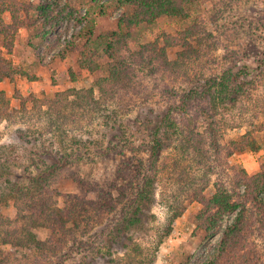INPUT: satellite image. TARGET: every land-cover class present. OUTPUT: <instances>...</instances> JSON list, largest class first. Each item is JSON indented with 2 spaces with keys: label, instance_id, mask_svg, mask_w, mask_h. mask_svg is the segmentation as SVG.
<instances>
[{
  "label": "rangeland",
  "instance_id": "1",
  "mask_svg": "<svg viewBox=\"0 0 264 264\" xmlns=\"http://www.w3.org/2000/svg\"><path fill=\"white\" fill-rule=\"evenodd\" d=\"M19 1L43 6V13L33 20V36L26 29L19 30L11 55L0 36V52L12 62L15 72L12 79L0 82V92L8 103V114L1 105L0 146L12 144L9 160L17 165L12 166L8 182L0 184V264H78L83 253L71 238L92 240L125 211L132 197L128 181L147 173V145L151 143L148 134L158 118L175 111L179 98L198 89L203 81L232 69L240 77L237 84L245 81V93H211L208 99L210 104L216 103L221 127L218 142L222 153L212 161L213 169H204L200 163L203 157L193 151L183 152L175 127L169 128L162 136L164 144L158 161L161 170L150 209L141 226L123 232L120 238L126 240L125 244L136 242L139 247L135 254L150 257V264L219 261L224 232L241 211L222 214L213 222L211 211L202 210L200 197L209 198L216 185L234 189L235 171L242 169L253 175L264 164V0H191L184 6L182 17H161L133 27L130 38L120 45L130 81L111 99L100 98L94 89L99 104L89 116L80 122L65 120L64 129L48 132L45 129L53 121L58 125L47 115L51 111L54 114L57 107L49 110L40 103L39 108L38 102L51 99L55 93L94 86L97 77L80 67V53L87 52L95 69H108L113 60L95 46L114 37L127 8L114 2L103 10L93 5L97 0ZM3 22L10 24L9 14L3 15ZM42 30L49 34L45 40L40 37ZM166 36L179 44L167 46ZM85 42L90 49H86ZM182 59L187 64L179 66V61L178 67L171 65ZM196 103L188 101L189 109H194ZM108 115H112L110 120L106 119ZM172 115L170 124L178 125L180 118ZM113 125L123 137L121 132L112 136ZM247 133L248 142L254 141L257 148L247 146L242 152H229L227 145ZM61 140L65 147L77 144L83 160L70 162L59 178H51L47 188L51 192L45 197L32 188L33 177L41 170H35L31 159L37 158L44 147H58ZM109 141L119 146L129 145L130 141L134 150L100 157L96 146H105ZM124 186L127 189L121 192ZM238 192L242 194L243 188ZM70 194L79 197L84 207L81 216L88 210L86 218L70 232L54 233L45 221V211L66 207ZM99 199L105 208L94 213L85 201L97 203ZM252 215L262 221L263 216L256 210ZM245 217L250 223V211ZM254 223L249 224L243 240L247 249H242L240 258L227 250L221 262L236 259L235 264H264V236ZM123 249L121 245L109 251L102 249L103 257L97 258L96 264H112V259L123 256Z\"/></svg>",
  "mask_w": 264,
  "mask_h": 264
},
{
  "label": "trees",
  "instance_id": "2",
  "mask_svg": "<svg viewBox=\"0 0 264 264\" xmlns=\"http://www.w3.org/2000/svg\"><path fill=\"white\" fill-rule=\"evenodd\" d=\"M114 2H117V6L127 8V12L120 17L118 32L114 33V37L111 39L105 38V40L100 41L95 46V49L102 48L113 61L106 70L95 69V65H93L90 58H88L87 52L81 51L82 60L79 65L81 68H86L97 77L94 86L90 89H71L63 93H55L51 99L38 102L39 108H41L39 105L40 103L47 105L49 110L52 109L53 106L57 107L53 110L54 114L51 111L47 115H49L50 119L57 120L58 125H55L53 121V125L51 124L46 127L45 131L48 132L49 130H53V128L57 130L64 129L65 120L70 119L71 121L75 120L80 122L89 116L90 112L95 108L94 105L99 102V100L94 98V89L100 94V98L108 99L109 97V99H111L116 90L119 87L125 86L131 78L129 76V67L120 55L121 41L129 39L133 27L140 24L150 23L161 17H182L184 6L189 4L191 0H97L93 2V5L96 8L105 10L106 8H110ZM42 8L43 6H33L29 3L20 2L19 0H0V36L4 39V48L7 54H12L14 41L20 29H26L31 35L32 33L35 34L34 28H36V22L33 20L34 18H39L38 13H43ZM4 14H9L11 18L10 24H4ZM47 32L48 31L45 30L40 37L45 40L49 36ZM179 42L180 41L175 38L167 36L164 38V43L167 46H176ZM84 46L86 49H90L88 43L86 44L85 42ZM155 49L156 47L153 48V51ZM160 52L163 53L162 48ZM185 56H188V53ZM179 61V66H182L181 64L183 63L184 65L187 64V61L182 59L173 62L171 65H176V67H178L177 62ZM99 70L103 71V73L98 75L96 71ZM14 74L12 62L4 58L0 52V82L4 79H12ZM238 76V73H233L232 69H228L218 77L203 81L198 89L190 91L186 97L182 96L179 98L180 101L177 102L178 107L175 111L172 113L166 112L163 116L158 118L157 123L149 130L148 134L149 142L151 143L147 145V150L149 152L148 164L146 166L144 165L147 169V173L142 176L140 174L139 178L128 181L129 187L132 189L136 188V190L133 191L131 189L132 197L128 201L127 209L125 208L123 213L111 221L106 231L98 234L94 239L91 240V237H89L87 240L79 241L77 238H71L72 240H76L78 250L83 253L78 264H96L97 258L101 259L103 257V255H101V250L104 249L109 251L115 245H121L124 251L122 257L110 261L112 264H150V257H142L141 254H135L134 251L139 247L136 242L126 238L130 242L125 244L124 242H126V240L122 239V241H120V238L123 232L129 231L136 226H141L147 211L150 209V203L154 199V186L156 185L161 170L160 166H158V161L160 150L164 144V138L162 137L163 133L169 128L175 127V133L178 134L176 137L178 139L179 148L183 152L191 153V151H193L196 156L203 157L200 160L203 168L207 170L213 169L214 164H212V161H216L222 153V149L220 150L221 147L218 142L221 127L220 121L217 120L216 103H209L208 99H211L209 95L211 93L215 95H221L222 93L224 95L244 94L245 81H242L244 84H237L240 78ZM188 101L197 102L194 109H189L188 105L190 104H188ZM1 105L5 106L6 114H8V103L5 100L4 93L0 92V114L3 112L1 110ZM172 114H176L178 118H180V123H178V125L174 123L170 124L173 118ZM111 117L112 115H108L106 119L110 120ZM200 124L204 125L203 129L200 127ZM119 127L120 130H122L121 124ZM200 128L202 131H199ZM110 130L112 131L113 137H116V134L119 132H121L122 137L124 136L122 131L116 128V125L110 127ZM249 138L250 134L247 133L241 136L238 142H231V145H234V147L231 149V145H227L228 151L231 153L238 151L242 152L243 147L247 146V148H254L255 150L258 144L254 143V141L248 142ZM96 147L100 157L120 154L125 150H134L130 141L129 145L122 144L119 146L117 143L115 144L109 141L105 146L103 144H98ZM12 148V144L0 146V184L8 182V176L13 173L11 170L12 166H17L9 160ZM6 151L10 152L6 154ZM82 154L77 144L65 147L62 140L58 142V147H44L42 151H40V155L37 154V158L31 159L35 164V170H41L34 175L32 188H34L35 191L42 192L41 195L48 197L51 191L47 190V188L51 178H59L70 162L82 161ZM39 165L42 167H39ZM233 187L234 189L227 190V188L216 185L215 192L209 198L202 195L200 197L202 201V210L204 212L211 211L210 217L213 222L222 214L231 213L237 209L241 211L240 216L226 229V232H224L220 247V249L224 251L222 250L219 261L218 259L213 260L211 264H235L236 259L227 263L221 262L220 260L226 255L227 250L231 255H235L234 257L240 258L242 249H247L245 241L243 240L250 230L249 224H255L254 222H256L260 234L264 236V164L261 166L260 171L253 175H248L242 169L235 171ZM241 188H243L242 194L238 192ZM126 189V186H124L121 192L126 191ZM67 198H69V202L66 207L61 209H50L49 212L45 211V221L50 224L49 227L51 226L54 233H58L59 231L70 232V230L76 228L78 223L86 218L85 215L88 213V210L85 209L86 214L81 216L84 207L77 199L79 198L78 196L74 197L70 194ZM85 203L90 206L94 213L102 207L105 208V204H103L100 199L97 203L90 201H85ZM252 210H256L257 213L263 216L262 221L255 220L252 215ZM249 211L251 213L250 223H248L247 217H245V214L247 215ZM66 225H70V227H66Z\"/></svg>",
  "mask_w": 264,
  "mask_h": 264
}]
</instances>
